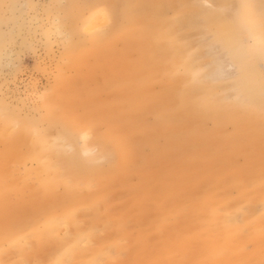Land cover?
Listing matches in <instances>:
<instances>
[{
	"label": "rangeland",
	"instance_id": "rangeland-1",
	"mask_svg": "<svg viewBox=\"0 0 264 264\" xmlns=\"http://www.w3.org/2000/svg\"><path fill=\"white\" fill-rule=\"evenodd\" d=\"M14 1L21 16L11 25L9 55L0 59L1 93L36 116L45 114L44 103L61 96L49 110L92 131V151L81 155L84 188L60 186L53 205L36 207L38 213L49 209L48 217L74 209L77 220L68 231L60 227L39 245L33 240L25 254L2 240V261L63 264L74 239L89 236L65 264H264V84L257 88L259 108L244 111L250 101L232 88L239 69L213 78L207 55L212 46L220 51L214 38L232 28L236 3L216 8L225 21L218 26L203 14L214 8L206 0ZM8 2L2 4L6 15ZM161 4L166 19H181L162 34ZM100 11L110 22L86 29ZM258 23L264 31V13ZM11 26L0 30L7 33ZM234 40L262 53L245 28ZM248 73L255 81L257 74L264 76V56L250 63ZM217 101L221 116L230 118L213 117ZM252 127L262 137L249 143V151L240 144H214L220 129L232 144ZM102 135L110 144L101 154L95 147ZM75 141L72 149L65 147L69 154L82 147L81 134ZM241 212L239 224L231 225ZM30 215L20 216L26 221ZM1 222L0 236L9 233L6 239L13 242L9 223ZM19 228L31 236L30 227ZM101 249H112V257Z\"/></svg>",
	"mask_w": 264,
	"mask_h": 264
},
{
	"label": "bare ground",
	"instance_id": "bare-ground-1",
	"mask_svg": "<svg viewBox=\"0 0 264 264\" xmlns=\"http://www.w3.org/2000/svg\"><path fill=\"white\" fill-rule=\"evenodd\" d=\"M206 1L210 2L214 8L202 9L207 12L203 14L207 17L206 20H214L218 26H223L225 21L220 19L216 8L220 6L226 7L231 5V3H236L237 7L235 10L236 12L232 14L231 18L233 21L232 28H224V30L221 32L219 31L214 38L213 45L219 47L220 51L215 52L213 46L211 49L207 50V55L211 63L214 64L212 76L213 78H224L239 69L240 73L232 80V88L235 89L236 87L239 89V96L250 101V104L247 106L248 109L246 107L242 108L244 111L257 110L259 108V104L256 101L258 98L257 88H262L264 76L261 78L260 76L258 77L259 74H257L255 76L257 80L255 81L248 71L250 63H258L264 56V31H262V27H258V21L264 13V0ZM3 3H6V0H0V26L3 24L13 26L16 21H20L21 16L15 13L16 3L14 0H9V15L3 12ZM163 5L164 4H161V8H158L160 19L162 20L160 25L163 27L161 34L168 32L171 28L175 29L181 24V19L179 18L171 21L166 19V10ZM109 20L110 17L103 11H100L95 15L94 19L90 20L89 27L86 29H101ZM20 23L23 24V21ZM12 26L7 33L0 30V59L7 54V44L13 37ZM239 28L248 30L252 38L260 43L262 53H255L250 50L249 47L241 46L235 42V34L238 33ZM57 29L59 30V28ZM148 29L149 27L147 30ZM46 31L47 30L43 31V33ZM76 33L77 29L74 27L72 35L74 36ZM248 58L252 61L248 60ZM227 65L229 66L228 68L233 66L232 72L229 73L227 71ZM197 89H199L198 86ZM60 97L44 103L42 107L45 108V114L36 116L29 111V113L23 112L22 108L15 107L13 104L11 105L7 98L1 93L0 89V220H2L1 225L8 222V227L11 229L10 232H14L16 236L14 241L11 242L8 238L6 239V237L9 236V233H7L6 235L0 236V241L3 240L14 245L22 254H25L26 248L33 240H36L38 245L45 243L55 236V232L60 227L68 231L71 223L77 220V212L74 209L68 211V213L64 215L55 213L51 217L46 215L49 209L42 212L39 211L40 213L36 210L37 206L46 208L56 202L58 187L63 186L64 189L69 190V188L74 185H82V172L86 162L81 155L92 151L89 144L91 138L90 133L92 134V131H83V127L80 126L82 129L81 131L74 122L69 120V118L53 114L49 110L50 108L48 105L60 99ZM241 104L238 105V111H240L242 107ZM221 106L222 103L220 101L212 103L211 111L213 117L217 119L220 118L221 112L219 108H221ZM228 118H230L229 114L222 113L220 119L226 120ZM80 134L83 138L82 147L80 150L74 153L70 152L69 154L65 149L66 145H69L72 149L75 146L74 143L76 142V138ZM240 135L242 136L239 137V141H233L235 144H230L229 141L231 137H229L224 130L220 129L216 135L214 144L228 145L230 149L240 144V146L244 145L245 149L249 151V143L262 137V130H254L252 127L250 130L246 129V133L244 130V134ZM262 140L264 139L262 138ZM108 144H110V141L107 137L102 135L98 140V146L95 147V150L102 154V151L104 153V149H106ZM108 152L110 155L113 154V150L110 151L108 149ZM233 152L236 151L234 150ZM12 157H17V159L20 157L22 159H14L15 161H13L11 160ZM225 163L227 162L225 161ZM91 185V183H88L85 187L89 188ZM80 187L84 188L82 186ZM37 209H40V207ZM23 213L27 215L32 214L30 215L31 217H28L25 221L22 220L20 216ZM243 214V212H241V214H234L231 219V225L239 224L243 218ZM216 215H218V213H216ZM35 220H39L43 222V224L40 226H33V221ZM19 225L30 227L31 236L21 233ZM258 232L262 234L261 228H258ZM73 238H75V236H73ZM90 240L91 238L89 236H78V239H74V242L71 243L72 245L66 250V260L62 263L65 264L68 263V261L72 262L76 252L84 245L88 244ZM101 251L107 258L112 257V249H101ZM0 264L6 263L0 258Z\"/></svg>",
	"mask_w": 264,
	"mask_h": 264
}]
</instances>
